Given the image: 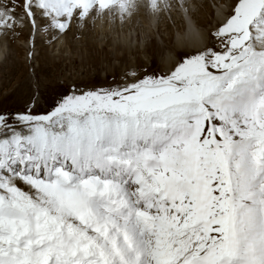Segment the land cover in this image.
Masks as SVG:
<instances>
[{
	"label": "snow or ice",
	"instance_id": "1",
	"mask_svg": "<svg viewBox=\"0 0 264 264\" xmlns=\"http://www.w3.org/2000/svg\"><path fill=\"white\" fill-rule=\"evenodd\" d=\"M135 7L0 0V30L56 39ZM212 35L50 112H0V264H264V0H231Z\"/></svg>",
	"mask_w": 264,
	"mask_h": 264
},
{
	"label": "rangeland",
	"instance_id": "2",
	"mask_svg": "<svg viewBox=\"0 0 264 264\" xmlns=\"http://www.w3.org/2000/svg\"><path fill=\"white\" fill-rule=\"evenodd\" d=\"M148 2L150 0H144V5H140L145 13L148 12ZM188 2L194 5L193 16L199 21L202 18L206 21L201 25L202 31L205 30V35L207 32L209 36L206 46L216 44L212 34L220 21L213 13L215 0ZM230 2L222 1L224 14ZM165 4L166 0H160L155 23L147 21V26L142 22L143 17H136L135 9L138 7H135L131 15L126 14L120 21L118 11H114L102 18L98 17L100 15L90 16L82 27L74 22L70 31L57 34L56 39L52 38L50 31H43L42 28L34 31L27 22L23 27L14 25L13 29L0 30V61L4 57L0 62V112L31 110L34 114H44L53 110L61 97L73 88L86 91L107 87L113 83V77L120 79L121 74L131 66L144 64L150 69L163 70L173 66L186 52L194 53L196 49L193 48L178 52L174 49L172 39L175 32H182L181 21L176 23L173 18L170 19L166 7H163ZM22 11V6L17 9L18 13ZM169 13L174 14L172 10ZM159 16L168 20L161 29L157 23L164 22L159 21ZM176 17L180 18L178 14ZM109 21L110 30L98 27L103 24L107 28ZM37 23L42 22L38 20ZM123 36L127 37L124 39ZM169 61L171 63H167Z\"/></svg>",
	"mask_w": 264,
	"mask_h": 264
},
{
	"label": "bare ground",
	"instance_id": "3",
	"mask_svg": "<svg viewBox=\"0 0 264 264\" xmlns=\"http://www.w3.org/2000/svg\"><path fill=\"white\" fill-rule=\"evenodd\" d=\"M222 1L223 0H215V4L213 3V13H214V16H215V18L217 19V20H219V21H221L220 19L223 17V11H224V9H225V7L223 6V4H222ZM134 2H135V4L137 5V7H138V9L136 8L135 10H136V12H137V14H136V17H140L141 16V18L143 17L144 18V20L142 21L143 22V24L144 25H146V22L147 21H151L152 20V22L151 23H153V21H154V18H155V16H156V11H153L150 7H149V5H148V9L146 8V10L148 11L147 13H145L144 12V9L143 10H141L140 9V5H144V0H134ZM173 2H174V4H173ZM149 3V2H148ZM166 3L167 4H169V5H171V7H166V13H168L169 14V17H170V19L171 18H173V21H175L176 23H178L179 22V20L181 21V28H182V32H175V34H174V36H173V39H172V42H173V45H174V49L175 50H177V52L178 51H181V50H188V49H191V48H193V49H199V48H203V47H205L206 46V40H207V38L209 37L208 36V34H207V32H206V35H205V33H204V31H202V27H201V25L203 24L204 25V23L206 22L203 18L202 19H200V21L198 20V17L196 18L195 16H193V12H194V10L192 9L188 14H187V16H186V14H185V12H184V9L183 8H181L180 6H179V0H166ZM161 6V5H160ZM144 7V6H143ZM163 7L165 8V5H163ZM207 9V8H206ZM170 10H172L173 11V16L172 15H170V13H169V11ZM158 11H160V10H158ZM164 13V12H163ZM176 14H178L179 15V19H178V17H176ZM105 14H103V15H100V16H98V17H100V18H102L103 16H104ZM195 15V14H194ZM108 16V15H107ZM164 16H165V14H164ZM106 17V16H105ZM104 17V19H106ZM188 17H190V19L188 18ZM117 18V17H116ZM159 18H160V16H159ZM215 18H212L213 19V21L215 20ZM109 19V18H108ZM118 19H119V21L121 20V17H120V15H118ZM165 19V18H164ZM163 18H160V20L159 21H162V22H164V24H159V23H157V26H158V28H160L162 25L164 26L165 25V23L168 21H166V20H164ZM175 19V20H174ZM116 20V19H115ZM156 20H157V18H156ZM104 22H105V20H103ZM134 21V20H133ZM132 21V22H133ZM102 22V21H101ZM108 22V21H107ZM106 22V23H107ZM140 22V21H139ZM157 22V21H156ZM161 22V23H162ZM97 23H99V22H97ZM131 23V22H130ZM148 23V22H147ZM155 23V22H154ZM153 23V24H154ZM174 23V22H173ZM111 24V22L109 21V25H108V23H107V28H106V25H103V24H100V25H98V27L101 29V30H103V29H105V30H110V27L109 26H111L110 25ZM113 24V23H112ZM175 24V23H174ZM97 25V24H96ZM135 25H136V23H135ZM156 25V24H155ZM115 26H117V23H115ZM147 26V25H146ZM217 26V25H216ZM97 27V26H96ZM153 27V26H152ZM166 27V26H165ZM164 27V28H165ZM113 28V27H112ZM132 29V28H131ZM147 29L149 30V28L147 27ZM161 29V28H160ZM201 29V30H200ZM147 30V31H148ZM174 30L176 31V29L174 28ZM151 31V30H150ZM133 33V32H132ZM123 33H121V35H122ZM142 34V33H141ZM208 36V37H207ZM127 36H123V38L125 39ZM167 38V37H166ZM141 40V39H140ZM176 41V42H175ZM121 42V41H120ZM176 43V44H175ZM2 52H1V44H0V55H2L1 54ZM6 53V52H5ZM3 59H4V57H3ZM2 59V60H3ZM1 60V61H2ZM0 61V62H1ZM167 63H171V61H169V62H167ZM11 66V65H10ZM15 66V65H14ZM13 68V67H12ZM21 82V81H20Z\"/></svg>",
	"mask_w": 264,
	"mask_h": 264
}]
</instances>
